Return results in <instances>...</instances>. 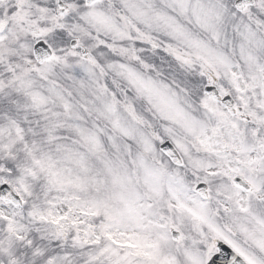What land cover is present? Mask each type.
Returning a JSON list of instances; mask_svg holds the SVG:
<instances>
[{"label": "snow or ice", "instance_id": "6c2138e0", "mask_svg": "<svg viewBox=\"0 0 264 264\" xmlns=\"http://www.w3.org/2000/svg\"><path fill=\"white\" fill-rule=\"evenodd\" d=\"M0 264H264V0H0Z\"/></svg>", "mask_w": 264, "mask_h": 264}]
</instances>
